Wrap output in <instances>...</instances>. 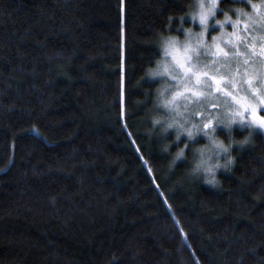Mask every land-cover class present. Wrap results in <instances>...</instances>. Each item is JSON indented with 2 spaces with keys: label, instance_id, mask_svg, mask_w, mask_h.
Instances as JSON below:
<instances>
[{
  "label": "trees",
  "instance_id": "1",
  "mask_svg": "<svg viewBox=\"0 0 264 264\" xmlns=\"http://www.w3.org/2000/svg\"><path fill=\"white\" fill-rule=\"evenodd\" d=\"M256 1L220 0L216 17L242 19ZM194 9L0 0V264H264V133L216 131L251 141L233 144L213 190L188 174L207 136L153 122L167 88L179 107L164 116L204 130L178 116L173 78L149 72L163 37L188 40Z\"/></svg>",
  "mask_w": 264,
  "mask_h": 264
},
{
  "label": "rangeland",
  "instance_id": "2",
  "mask_svg": "<svg viewBox=\"0 0 264 264\" xmlns=\"http://www.w3.org/2000/svg\"><path fill=\"white\" fill-rule=\"evenodd\" d=\"M219 1L217 0L212 13L208 14L207 8L211 5L212 0H203V8H201L200 0H195L194 12L193 15H190L192 17L190 19L191 30L187 33L188 40L184 42L190 46L187 52L190 59L185 62L197 71L208 72L209 76H201V83L197 84L194 76L191 74L184 75L182 70L176 66L171 55L172 49L167 44L162 60V62H168L171 65L170 72L172 75H168V78L177 77V79L172 80L175 81L174 85L181 93V115L178 116L182 117V121H184L196 114L202 118L198 119L205 123L212 121L209 128H204L203 134L211 132L213 136L219 129L228 131L225 125L232 119L233 114L240 110V107L223 91H216V85L210 78L212 75L225 77L226 79L222 81L221 86L227 88L237 97L247 96L249 99H253L251 89L245 82L250 77L253 78L252 87L264 94V55L261 54L264 52V0L256 1L254 9L242 19L230 14L218 19L216 15ZM202 12L207 14L206 26L200 22ZM198 41L202 42L197 43ZM184 44L176 45L179 58L182 60L185 57ZM217 45L224 49L228 55L219 53ZM250 45L251 47H249ZM233 83L235 87H233ZM197 92L201 95H196ZM171 104L176 107L178 101L177 103L176 101L171 102ZM157 108L159 114L164 116L166 112L164 107L157 103ZM258 114L264 116V110H258ZM245 115L246 119L243 121V126H241L240 117L236 116L232 128L235 126L248 127L264 133V127L252 124L251 116L247 113ZM220 121H224V123H220ZM185 122L183 123L185 124ZM213 127L216 129L215 131H213ZM196 137L189 138V140H194ZM206 138L209 140L208 136Z\"/></svg>",
  "mask_w": 264,
  "mask_h": 264
},
{
  "label": "clouds",
  "instance_id": "3",
  "mask_svg": "<svg viewBox=\"0 0 264 264\" xmlns=\"http://www.w3.org/2000/svg\"><path fill=\"white\" fill-rule=\"evenodd\" d=\"M215 7L216 4L211 3V5L207 8V13L211 14ZM162 39L164 43L167 44V46L169 41L175 42V48H171V55L172 58H179L178 49L176 48V45L184 44V42L179 41L175 36L163 37ZM201 42L202 41H198L197 43ZM188 46L189 45L184 44V50ZM158 63H160V70L153 71L152 69H149L151 75L155 73L154 76H163L170 72L171 65L168 62ZM166 68L168 69V71L165 70ZM166 93L167 88H161L158 90V94L161 98L159 101V105L165 108L171 104V100L167 97ZM174 95H177V93ZM153 122L154 124L160 126V131L162 133H167L169 129H174L175 136L177 139H179L182 134H186L187 137L192 138L196 135L197 132H203V128L197 125H192L191 127H188L185 126V124L180 123L178 120H175L174 118H169L168 116H157L154 118ZM206 136H208L209 138V144L194 150L197 153V156L194 159L193 166L189 170L188 174L191 177L201 179L204 185L210 187L213 190H216L220 187L221 184L219 174L221 172H230L231 169L235 166L236 158L234 155H232L233 144L238 143L240 146L247 145L251 141V133H249V135L247 136L240 138L238 141L233 138H230L227 143L224 141L223 138L213 136L211 132H208ZM184 156V149L180 148L175 153V156L173 158V164L178 159Z\"/></svg>",
  "mask_w": 264,
  "mask_h": 264
},
{
  "label": "snow or ice",
  "instance_id": "4",
  "mask_svg": "<svg viewBox=\"0 0 264 264\" xmlns=\"http://www.w3.org/2000/svg\"><path fill=\"white\" fill-rule=\"evenodd\" d=\"M201 3V8H203V0H200ZM213 4L217 3V0H212ZM200 22L202 24H206L207 23V14L202 12L201 16H200ZM219 23V22H217ZM203 35V34H201ZM168 47L169 48H175V42L174 41H169L168 42ZM189 47H186L185 51V57L182 60L181 58L178 57H173V60L176 63V66L178 68H180L182 70V72L184 73V75H189L191 74L192 76L195 77L196 79V83L199 84L201 83L200 77L201 76H209L208 72L205 71H197L194 69V67H189L188 64L185 62L187 60L190 59V57L187 55V52L189 50ZM251 47V45L249 46ZM217 49L219 53H223V55L227 56L228 53L224 51V49L220 48L219 45H217ZM262 55H264V52L261 53ZM240 55H243V53H240ZM245 63H247V61H245ZM166 71H168V69H165ZM153 75H155V73H153ZM168 75H172L171 72H168ZM173 79H177L176 76H172ZM211 80L215 83L216 85V91H223L227 96H230L237 105H239L240 110H238L236 113L233 114L232 119L229 120V122L225 125L226 128H228L229 131H231L232 128V123L235 122V117L239 116L240 117V123L241 126H243V121L246 119V113L249 114L251 116V123L252 124H258L261 127H264V116H261L258 114V110H264V94H261V92L252 87V79L253 78H249L248 80H246L245 82L249 85V88L251 89V94L253 99H249L247 96H243V97H237L235 95H233V93L231 91H229L227 88H223L221 86L222 81L225 80V77H217L215 75H212ZM233 87H235V84L233 83ZM188 91H192L191 89H186ZM181 93H177V95H180ZM196 95H201V93L197 92L195 93ZM220 123H224L223 121H220ZM212 125V121H208L207 123L204 124V128H209ZM216 129L213 127V131H215ZM207 133H205L206 135Z\"/></svg>",
  "mask_w": 264,
  "mask_h": 264
}]
</instances>
